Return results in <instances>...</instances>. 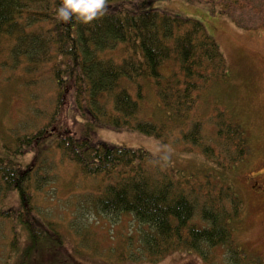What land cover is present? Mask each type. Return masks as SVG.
<instances>
[{"label":"trees","instance_id":"1","mask_svg":"<svg viewBox=\"0 0 264 264\" xmlns=\"http://www.w3.org/2000/svg\"><path fill=\"white\" fill-rule=\"evenodd\" d=\"M154 1L106 0L103 16L65 23L54 15L60 0H0V52L7 44L8 66L24 63L30 77L25 90L36 86L44 72L55 85L54 109L44 126L29 133L11 131L3 145L0 203L18 193L15 204L0 205L2 234L13 235L4 264H23L19 247H26L29 256L40 247H54L48 253L57 264H86L63 252L56 223L38 214L33 200V190L47 183L42 158L49 151L45 141L55 135L62 155L101 183L97 207L109 215H131L142 226L139 251L131 250L135 255L130 257L124 246L120 260L157 262L193 251L211 264L210 250L224 248L227 264L264 263L245 260L235 239L243 200L231 175L248 154L246 131L221 110L212 141L222 148L205 147L203 117L196 115L201 92L228 80V63L201 21L150 8ZM218 2L229 14L230 2ZM144 92H153L157 101L158 110L150 115L141 106ZM71 108L84 116L81 128L61 130ZM96 127L165 140L180 129L185 143L202 151L203 163L195 172L177 169L144 148L99 140ZM28 154L32 157L26 161ZM22 232L26 240L20 242Z\"/></svg>","mask_w":264,"mask_h":264},{"label":"rangeland","instance_id":"2","mask_svg":"<svg viewBox=\"0 0 264 264\" xmlns=\"http://www.w3.org/2000/svg\"><path fill=\"white\" fill-rule=\"evenodd\" d=\"M218 1L155 0L150 8L201 21L228 63V80L201 92L196 115L199 119L203 117L200 121L205 147L222 148V144L212 141L214 130L221 121L218 118L221 110L246 131L248 154L231 175V183L243 200L235 239L245 260L258 263L264 262V189L252 193L246 177L256 173H260L256 178L264 177V28L256 27L264 24V0H226L230 2L228 10L231 15L223 12ZM9 59L8 45L4 44L0 52V156L7 154L3 145L8 144L11 131L14 134L17 131L29 133L43 127L55 102L52 77L44 72V78L34 83L36 86L25 90L26 79L30 77L24 63L14 69L12 65L8 66ZM145 95L146 102H141V106L150 115L158 110L157 101L153 92ZM83 119V115L71 108L69 119L59 128L76 131L81 128L78 121ZM93 133L99 140L112 144L144 148L186 172L197 171L203 163L202 151L185 143L180 129H175L168 140L153 134L103 127L94 128ZM55 140L56 135L45 141L49 151L43 154L42 165L44 174L49 175L45 180L47 183L37 191L33 190L32 195L37 213L56 223L61 232L64 253L71 252L86 264H209L193 251L175 252L157 262L144 257L120 260L117 255L124 246L130 257L135 255L131 250L139 251L142 226L131 215L103 213L96 205L101 183L96 177L80 173L62 155ZM31 157L32 154H28L25 160L29 161ZM17 200L18 193L13 191L0 205L9 206ZM5 231L8 230L5 228ZM2 232L0 226V264H4L6 250L11 248L6 243L13 236L12 233L11 237L10 234L5 236ZM19 235L20 242L26 240L24 232ZM40 244H45V240ZM51 250L40 247V250L31 251L29 256L26 247H19L17 253L23 264H57L58 259L48 253ZM208 255L211 264H227L228 255L224 248L210 250Z\"/></svg>","mask_w":264,"mask_h":264},{"label":"clouds","instance_id":"3","mask_svg":"<svg viewBox=\"0 0 264 264\" xmlns=\"http://www.w3.org/2000/svg\"><path fill=\"white\" fill-rule=\"evenodd\" d=\"M106 0H60L55 8L54 15L57 20L89 23L95 18L104 15Z\"/></svg>","mask_w":264,"mask_h":264},{"label":"flooded vegetation","instance_id":"4","mask_svg":"<svg viewBox=\"0 0 264 264\" xmlns=\"http://www.w3.org/2000/svg\"><path fill=\"white\" fill-rule=\"evenodd\" d=\"M259 175H260V173L249 174L246 177L247 185L250 188V191L252 193H255V191L264 189V177L256 178V176H259ZM263 202H264V200H263Z\"/></svg>","mask_w":264,"mask_h":264}]
</instances>
